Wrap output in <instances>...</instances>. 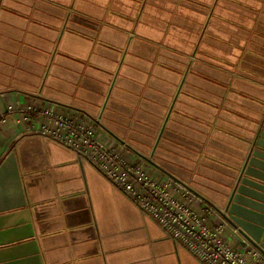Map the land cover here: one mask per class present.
Segmentation results:
<instances>
[{"label":"crops","instance_id":"0c3cea01","mask_svg":"<svg viewBox=\"0 0 264 264\" xmlns=\"http://www.w3.org/2000/svg\"><path fill=\"white\" fill-rule=\"evenodd\" d=\"M30 104L87 114L264 254V0H0V264H203Z\"/></svg>","mask_w":264,"mask_h":264},{"label":"built area","instance_id":"2783aa9c","mask_svg":"<svg viewBox=\"0 0 264 264\" xmlns=\"http://www.w3.org/2000/svg\"><path fill=\"white\" fill-rule=\"evenodd\" d=\"M9 109L14 111L13 106ZM40 111L44 117L37 131L90 161L113 185L156 221L167 236L203 264H264V254L247 239L237 241L238 230L212 206L186 186L169 178L159 181L143 161L125 158L101 138L85 113L60 111L58 104ZM30 123V117H24Z\"/></svg>","mask_w":264,"mask_h":264},{"label":"rangeland","instance_id":"374dc122","mask_svg":"<svg viewBox=\"0 0 264 264\" xmlns=\"http://www.w3.org/2000/svg\"><path fill=\"white\" fill-rule=\"evenodd\" d=\"M151 151H152V149L150 150V151H147L149 154L151 153ZM140 153H142V152H140Z\"/></svg>","mask_w":264,"mask_h":264},{"label":"water","instance_id":"95a60500","mask_svg":"<svg viewBox=\"0 0 264 264\" xmlns=\"http://www.w3.org/2000/svg\"><path fill=\"white\" fill-rule=\"evenodd\" d=\"M252 244H254L253 242H251ZM254 245H256V244H254Z\"/></svg>","mask_w":264,"mask_h":264}]
</instances>
